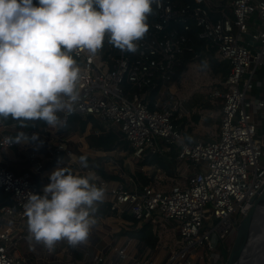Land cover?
I'll list each match as a JSON object with an SVG mask.
<instances>
[{"label":"built area","instance_id":"2783aa9c","mask_svg":"<svg viewBox=\"0 0 264 264\" xmlns=\"http://www.w3.org/2000/svg\"><path fill=\"white\" fill-rule=\"evenodd\" d=\"M227 6L226 12L215 0H156L137 52L121 51L105 38L96 55L71 53L80 68L79 98L72 112L57 114L61 120L72 114L91 115L105 129L121 135L134 159L163 154L172 147L176 162L192 169L168 174L156 167L147 174L150 182L141 184L133 175L123 174L116 159L109 157L108 168L120 178L110 186L93 169L75 164L76 153L65 142L54 148L55 155L73 166V175L92 174V182L105 188L101 204L110 212L127 210L138 222L155 228V246L168 250L162 264H221L222 252L229 248L250 198L264 185V131L258 130L256 120H264V98L250 94L258 83L256 70L262 69L264 75V0H230ZM254 11L260 26L252 30L248 21ZM193 27L199 39L215 48L216 58L229 64L224 78L210 77L209 67L196 61L177 72ZM183 70L192 71L195 86L219 104L218 132L210 140L184 141L174 123L180 114L178 97L172 92L163 95L159 108H151L144 98L157 81L168 88ZM9 137L0 129V154L15 144H8ZM0 189L11 199L0 205V212L18 221L26 222L24 205L29 197L42 195L29 174H16L5 165H0ZM18 239L0 229V264L21 263L14 253ZM128 243L129 239L120 254ZM132 264L153 263L147 257L135 258Z\"/></svg>","mask_w":264,"mask_h":264},{"label":"clouds","instance_id":"9594fccd","mask_svg":"<svg viewBox=\"0 0 264 264\" xmlns=\"http://www.w3.org/2000/svg\"><path fill=\"white\" fill-rule=\"evenodd\" d=\"M155 2L37 0L34 5L33 0H0V120L10 117L20 127L36 121L57 127V114L72 112L79 98L80 68L73 50L96 55L107 38L121 51L137 52ZM27 140L17 132L8 144ZM78 160L88 167L85 156ZM60 164L43 194H32L24 205L29 244L49 250L62 240L73 248L87 243L106 198L92 174L73 175Z\"/></svg>","mask_w":264,"mask_h":264},{"label":"crops","instance_id":"0c3cea01","mask_svg":"<svg viewBox=\"0 0 264 264\" xmlns=\"http://www.w3.org/2000/svg\"><path fill=\"white\" fill-rule=\"evenodd\" d=\"M178 1L182 2L183 0ZM215 1L221 3L225 7L223 9L226 12L228 11L227 5L230 0ZM216 17L217 15L214 18ZM248 23L252 30L254 27L260 26L259 16L256 11L250 15ZM245 40H247V37H245ZM197 56L198 54L195 55L194 59L186 62L185 68H187V64L196 61L209 67L210 77L224 78L221 70H218L217 74H213L208 55L204 56V60L198 59ZM213 58L217 63L225 62L216 58L215 50L213 51ZM184 70L180 75L174 77L168 88L157 81V85L150 87L144 98L151 108H159L160 99L163 98V95L168 91L172 92L174 96L178 97V113L180 114V116H176L174 123L184 141L193 143L210 140L218 132L219 104L211 102L208 95L195 86L196 83L193 82L194 78H192L195 75L192 71L189 70L187 72L188 70H186L184 72ZM255 76L258 83L255 84L250 94L264 98L263 70L257 69ZM256 120L258 130L260 132L264 131V120L260 117H257ZM61 123L62 120L60 119ZM58 126L49 128L43 121H36L29 122L27 127H20L18 122L3 124L0 121V129H5L9 134L15 135L17 132H23L28 137L27 141L15 143L4 154H0V165H5L16 174H29L30 179L39 187L41 194H43L44 186L50 183L49 175L57 167L58 161H61V167H65L72 173L73 166L63 156L54 154L55 145L59 141L65 142L74 150L76 155L72 160H75V164H80L78 158L81 155H87L93 159L94 164L87 162L88 167L95 172L96 167H100L107 175L105 179L110 186L115 185L120 178L108 168L107 159L109 157L116 159L120 171L126 175H133L136 170L151 174L154 168L159 167L155 166V164L137 163L138 160L127 152L129 146L127 149L119 147L111 151L90 147L86 142V135L98 131V128L91 123L87 124L84 131H58ZM33 134L36 136L35 140L32 139ZM159 155L164 156V153ZM176 169L187 173L192 170L189 166H186L185 162H176L175 160L174 170L176 171ZM3 202L0 198V204ZM95 218L97 222L90 230L87 243L75 248L69 246L63 240L57 242L52 250H48L40 243L33 242L30 245L27 240V234L24 235L26 222L14 220L1 212L0 229H7L10 234L19 237L14 253L21 257L20 264H132L135 258L144 259L147 257L151 259L153 264H162L166 260L168 256L166 247L155 245L146 247L143 245V242L136 236L142 223L136 219L134 221V218L127 210L122 213H114L110 212L105 205L99 204ZM166 224L169 227L176 228L175 223L172 221H166ZM149 227L151 232L155 234V228L150 224ZM172 230L175 231L174 229ZM127 239H129V243L123 254H120L119 249ZM95 257H101V259L99 260Z\"/></svg>","mask_w":264,"mask_h":264},{"label":"trees","instance_id":"16d2710c","mask_svg":"<svg viewBox=\"0 0 264 264\" xmlns=\"http://www.w3.org/2000/svg\"><path fill=\"white\" fill-rule=\"evenodd\" d=\"M191 0H183L180 3L189 2ZM33 4L37 5V0H33ZM196 28L193 27L191 32L189 33V40L186 43V49L183 50L180 55V67H178V71L182 70L186 66V62L195 58V55L198 54L197 58L200 60H204V56L208 55L210 59V64L212 66L213 74H217L218 70L222 71L224 77L227 75L229 70V64L227 62L217 63L213 58V51L215 48L203 39H199L196 36ZM208 46V47H207ZM207 47V48H206ZM207 49V51H206ZM200 53V54H199ZM178 74V73H177ZM3 124H8L11 122H16L12 120L10 117L7 120H0ZM91 123L93 126L98 128V131L95 133L91 132L86 135V142L92 148L103 149L106 151H111L115 148H126L128 147L127 142H125L121 135L115 131L107 130L101 126V124L91 115H82V114H72L68 116L62 123L58 126V131H84L87 124ZM10 137H14L15 134H9ZM128 153H131V149L128 147ZM87 158V162L94 164V160L88 157L87 155H81ZM175 150L171 147L169 151L164 152V156L159 155L158 153L153 154H145L142 158L138 159L139 164H155V166H159L168 174H172L174 171L175 164ZM96 172H98L103 178L107 177V175L100 169V167H96ZM134 178L137 182L141 184H148L150 182V177L147 176L146 172L142 170H136L133 174ZM111 177V176H110ZM0 198L4 201L0 205L11 203L9 193H6L0 189ZM135 221V219H134ZM139 230L136 233V236L143 242V245L146 247H153L157 240L155 234H153L150 230L148 223H142L139 226ZM227 250L222 252V258L224 259Z\"/></svg>","mask_w":264,"mask_h":264},{"label":"water","instance_id":"95a60500","mask_svg":"<svg viewBox=\"0 0 264 264\" xmlns=\"http://www.w3.org/2000/svg\"><path fill=\"white\" fill-rule=\"evenodd\" d=\"M240 218L223 264H264V185Z\"/></svg>","mask_w":264,"mask_h":264},{"label":"rangeland","instance_id":"374dc122","mask_svg":"<svg viewBox=\"0 0 264 264\" xmlns=\"http://www.w3.org/2000/svg\"><path fill=\"white\" fill-rule=\"evenodd\" d=\"M93 119L95 120V118H94V117H93ZM227 250H228V249H227ZM223 261H224V259L222 258V259H221V261H220V262H221V264H223Z\"/></svg>","mask_w":264,"mask_h":264}]
</instances>
